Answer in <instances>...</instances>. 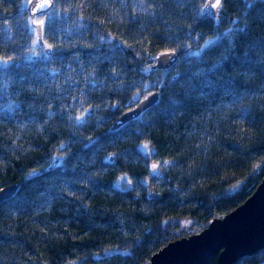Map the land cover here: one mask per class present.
<instances>
[{"label":"trees","instance_id":"1","mask_svg":"<svg viewBox=\"0 0 264 264\" xmlns=\"http://www.w3.org/2000/svg\"><path fill=\"white\" fill-rule=\"evenodd\" d=\"M60 1L51 34L56 39L48 27L44 34L54 45L52 58L41 61L29 54L26 0H0V19L14 24L11 39L0 37V57L15 64L0 69V84L8 86L0 104L20 106L14 116L0 115V189L19 185L0 206V264H147L169 242L237 208L264 179V0H251V7L225 0L218 18L196 7L188 16L196 0H145L146 11L133 0ZM78 4L87 6L72 7ZM79 25L86 28L77 32ZM126 32L131 38L123 37ZM225 33L230 36L204 49L203 62L186 55ZM172 49L179 54L172 68L140 72L150 55ZM90 60L95 77L115 67L122 83L90 91L84 107L92 106L94 116L76 127L67 119L80 109L73 97L89 88L81 76L65 72L81 62L91 72ZM133 79H163L153 90L161 103L143 123L134 119L113 130ZM117 102L114 112L109 105ZM101 118L107 122L97 126ZM145 142L157 155L143 156L138 145ZM62 143L67 149L58 151ZM164 160L176 166L162 169L164 179L157 180L150 166ZM122 176L132 184L115 187ZM229 192L232 198H222ZM262 252L236 264H264Z\"/></svg>","mask_w":264,"mask_h":264},{"label":"snow or ice","instance_id":"2","mask_svg":"<svg viewBox=\"0 0 264 264\" xmlns=\"http://www.w3.org/2000/svg\"><path fill=\"white\" fill-rule=\"evenodd\" d=\"M65 2H67V0H65ZM126 2V0H125ZM133 2L135 4H137L141 10L146 11V9L144 8V4H145V0H133ZM225 0H208L207 3L204 4V6L199 9V12L201 14H207L210 16H213L214 18H218L219 17V10L223 9V4H224ZM245 3L248 4L249 7L252 6V2L251 0H245ZM28 4L32 5V8L30 9L33 13V15L29 18L31 20V24L32 25H37L39 26L38 28L36 27H31L30 31H32L33 33H36V38L32 40V48L30 49V51H32V49H34L35 47L39 46L40 47V55L43 59H51L52 57L50 56V52L49 51H45V47L49 50H54V45L47 43V41L44 40V29L45 26L47 24L48 30L50 35L52 34V32L54 31V25H53V17L54 15H59V13H56L55 11V0H28ZM86 7V4H78V5H73V8H79V7ZM213 9H217L218 11L213 13ZM39 13L40 15H43L45 17V19H38L36 18V14ZM82 19V18H81ZM234 24H238V21H233ZM79 28H86L85 25H79L77 32H79ZM243 29L237 27L236 31H242ZM230 36V33H225L223 37L217 36V37H212L209 38L208 40H205L204 45H201L198 47L197 51L194 52H187L186 55L188 57H196L200 62H203V58H204V49L207 47L209 49L215 47L216 42L221 40L222 38H228ZM52 39H56V37L54 35H51ZM101 39H104V37H101ZM42 41V43H40ZM109 43H111V40L108 41ZM174 53H175V49L171 50V52H162L160 54L159 57L157 56H149L146 60L148 66L147 67H143L140 69V72H142L143 74H145V76L152 70L153 67V62L159 60L161 64H168V63H175V60L173 59L174 57ZM33 55H36V53L33 51L32 52ZM161 57L163 59H161ZM75 60H77L79 62V56L77 55L76 57H74ZM93 60H96L97 62H102L100 61V58L98 56H93L92 58ZM104 60H108L109 58L107 56H105L103 58ZM15 66L14 64V58L9 57L7 59H4L2 57H0V69H7L9 67V65ZM89 67L92 68L91 72H88L87 69H85L83 63H80V69L79 71L76 73L78 76H81L83 78L84 83L90 87L91 89L95 90V88L97 87H107V85L104 84L103 81H99L95 78V73L97 72L96 69V65L92 62V60L89 61ZM54 71H58V70H54ZM199 75V74H197ZM120 76L121 73L119 71H117V69L115 67L111 68V74L110 76H105L106 80H111L112 82H120ZM53 79H55V77H53ZM180 79L179 76L177 77H173V81L172 82H177ZM132 88H134V93L131 97H129V103L127 105L128 107V112L125 113V115H128L130 113L135 112L137 109L140 108V105H145V107L143 109H140L139 114L137 115L136 119L139 122H144L145 120V113L147 111H151L154 110L156 108L159 107L161 101L159 99H156L157 93H155L153 91L154 88H159L164 86V80L163 79H159L155 82L152 83H148V82H144L143 80L138 84L135 80L132 81L131 84ZM7 84H0V98H2L3 96L7 95ZM72 88H78L79 87V81H73L72 82ZM71 90L70 89H66L65 91ZM111 90V89H110ZM80 95L84 97V99H79L78 97H73L74 100H77V103L79 104V107L81 109L80 114L76 115V116H69L67 117V119H69L70 121L73 122V126L76 127H84L85 125L88 124L89 120H91L94 116V112L91 106L89 107H84V104L87 100V97L85 95L86 89H80ZM146 93V94H144ZM141 96H143V98L141 99ZM153 101H155L153 103ZM234 102H238V98L234 99ZM173 104L175 105V102H173ZM132 105H136V109L132 108ZM19 104L16 101H9L7 104H0V115L4 116V117H8V116H14L16 114V112L19 110ZM109 107L114 111H118L120 109V103H113L110 104ZM57 109L61 112L64 111V108L61 107V105H57ZM53 115H55V113L53 112H49V118H51ZM247 115L246 113L242 112L241 116H245ZM34 122V121H33ZM103 122L106 123V120H103V118H101L100 120L97 121V126H99V124ZM145 126H149V125H145ZM93 138L89 137V140L91 141ZM93 145H89V147H91ZM199 147V146H197ZM67 149V145L65 144H60L58 151H65ZM138 149L139 151L143 154L144 157H148L150 155H157V153H155V150H150L149 149V144L147 142L143 143L142 145H138ZM117 154L113 153L111 156L106 157V162L108 164H112L114 163V157H116ZM59 159V157L54 158L52 161V165H56L57 164V160ZM52 165H49L50 167ZM176 165L168 160H164L162 163L160 161H156L153 162L151 164V173L152 174H157L155 176V178L157 180H161L164 179V177L160 176L159 173L161 172L162 169H167L169 167H175ZM35 171V170H33ZM123 181L124 183H126L127 185H131L132 181L130 179L127 178V176H122L120 177V179L116 182L115 187H119L120 182ZM236 188H239V185L235 186ZM124 189H121V191H123ZM236 194H239L238 192ZM222 198H232V193H226L224 194V197ZM169 223V221H165L164 225L162 226L164 228V231H167V224ZM261 258H264V252H262L261 254Z\"/></svg>","mask_w":264,"mask_h":264},{"label":"water","instance_id":"3","mask_svg":"<svg viewBox=\"0 0 264 264\" xmlns=\"http://www.w3.org/2000/svg\"><path fill=\"white\" fill-rule=\"evenodd\" d=\"M31 8L32 5L28 4L27 12L30 17L33 15ZM212 11L215 13L218 10L213 9ZM39 15L37 13L36 17ZM45 50L51 53V50L46 47ZM166 51L171 52V50L162 52ZM173 59L174 64H161L157 60L153 62L152 69L172 68L179 60L176 50ZM154 92L157 93L156 99H160V92L158 90ZM144 107L145 105L142 104L139 109L128 115H125L128 110L125 111L114 121L112 129L117 130L136 119L140 109ZM133 108L136 109V105ZM54 166L52 165L51 168ZM18 190V184L2 187L0 206L13 199ZM262 249H264V179L246 201L237 208L223 217L213 219L202 231L169 242L154 253L147 264H207L214 256L217 257L216 264H236L241 258L251 256Z\"/></svg>","mask_w":264,"mask_h":264},{"label":"rangeland","instance_id":"4","mask_svg":"<svg viewBox=\"0 0 264 264\" xmlns=\"http://www.w3.org/2000/svg\"><path fill=\"white\" fill-rule=\"evenodd\" d=\"M188 1V0H187ZM194 0H189L188 2H193ZM196 1H198V3H196L195 5H192L193 7H191V9H189L188 10V16H190V17H192L194 14H195V12H194V7H196V8H198V13H200L199 12V9H201V7H203L204 6V4L205 3H207V1L208 0H196ZM204 1V2H203ZM200 2V3H199ZM202 3V4H201ZM200 4H201V6H200ZM27 5H28V0H26V3H25V5H24V11H26L27 12ZM62 10H63V3L60 1V0H55V11H56V13H59V15H54V17H53V20L54 19H56V18H58L59 16H60V14H61V12H62ZM28 13V12H27ZM1 17V16H0ZM27 18H28V20H29V23H30V25L32 26V27H34L32 24H31V20L29 19L30 18V16H29V14H28V16H27ZM36 18H38V19H45V17L43 16V15H39V16H37ZM13 20H8V19H3V20H1L0 19V37H3V42L5 43L6 41H8L9 39H11V37H12V34H14V32H13ZM46 29H47V24H46V26H45V29H44V34H45V31H46ZM231 29V27L228 29V30H230ZM31 32V34H32V40L33 39H35L36 38V33H33L32 31H30ZM126 35H124L123 37H128V38H131V36H129V35H127V32L125 33ZM31 48H32V46H31ZM30 48V49H31ZM35 52L36 53V55H33L32 54V52ZM29 54L30 55H32V57H36V56H40L39 58H40V60L41 61H43L44 59L41 57V55H40V47L39 46H37V47H35L34 49H32V51H30L29 52ZM11 65V64H10ZM77 68H79L80 69V64H79V66L78 67H69L68 69H67V71L65 72V74H68V76H67V78H69L71 75H73V74H75V75H77L76 73L79 71V69H77ZM85 69H87V68H85ZM88 70V69H87ZM110 72L109 73H105V75L104 76H102V77H100V76H97V77H95L97 80H99V81H103L104 82V84L105 85H107V87H109V88H112V87H119V86H121V83H122V79L120 78V82H112L111 80H106L105 79V76L107 75V76H110ZM49 76V75H48ZM59 77H63L62 76V73H60L59 74ZM65 79V78H64ZM134 80V79H133ZM132 80V81H133ZM74 80L72 79V81L70 82V84H72V82H73ZM132 81H131V83H132ZM87 86V85H86ZM86 86H82V87H86ZM89 88V90H87L86 92H85V95H86V97H87V100H86V102L88 101V98L90 97V91H93V89H91L90 87H88ZM98 88L99 87H97V88H95V92L98 90ZM134 88L131 90V96L133 95V93H134ZM153 90H155V88L153 89ZM144 94H146V93H144ZM130 96V97H131ZM75 97H78L79 99H84V97L83 96H81L80 95V93H76V96ZM143 98V96H141V99ZM74 100V99H73ZM128 103H129V98L126 100V103H125V106H124V110L126 111V110H128V107H127V105H128ZM76 104H78L77 103V101H76ZM79 105V104H78ZM135 105H132V108L134 107ZM85 107H89V106H85ZM92 107V106H91ZM80 108V107H79ZM93 109V108H92ZM80 111H81V109H79V111H78V114L77 115H79L80 114ZM93 112H94V109H93Z\"/></svg>","mask_w":264,"mask_h":264},{"label":"bare ground","instance_id":"5","mask_svg":"<svg viewBox=\"0 0 264 264\" xmlns=\"http://www.w3.org/2000/svg\"><path fill=\"white\" fill-rule=\"evenodd\" d=\"M44 40H45V38H44Z\"/></svg>","mask_w":264,"mask_h":264}]
</instances>
